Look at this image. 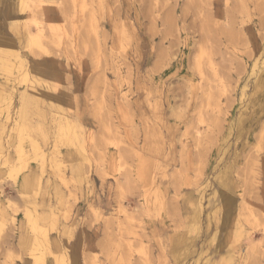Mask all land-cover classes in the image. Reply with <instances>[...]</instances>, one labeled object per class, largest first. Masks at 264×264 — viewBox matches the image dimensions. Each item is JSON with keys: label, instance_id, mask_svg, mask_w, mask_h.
I'll return each mask as SVG.
<instances>
[{"label": "rangeland", "instance_id": "374dc122", "mask_svg": "<svg viewBox=\"0 0 264 264\" xmlns=\"http://www.w3.org/2000/svg\"><path fill=\"white\" fill-rule=\"evenodd\" d=\"M0 34V264L211 263L241 199L263 264L264 0H0Z\"/></svg>", "mask_w": 264, "mask_h": 264}, {"label": "bare ground", "instance_id": "6f19581e", "mask_svg": "<svg viewBox=\"0 0 264 264\" xmlns=\"http://www.w3.org/2000/svg\"><path fill=\"white\" fill-rule=\"evenodd\" d=\"M34 25H36V23H34ZM1 35V34H0ZM27 43H28V48L29 50L32 48H38L39 50H44L41 41L44 38V33L43 31L40 29L37 32H35L34 34L31 33L29 31V33L27 34ZM8 43L7 41L4 42V40L2 39V37H0V68L3 70H8V68H12V64L9 63V61H5L1 56L4 54H8L5 51V45ZM13 53L10 50V55ZM6 57H8L7 55H5ZM15 57V56H14ZM20 59V58H19ZM8 63L10 65H8ZM19 63V62H18ZM19 68H24L25 69V65H18ZM23 69V70H24ZM26 70V69H25ZM24 70V71H25ZM12 72V71H11ZM4 73V72H3ZM9 73V71H8ZM10 74V73H9ZM22 76V75H21ZM24 76H27V71L24 72ZM6 77V76H5ZM8 78V77H7ZM16 128V121H14L13 126H12V130H15ZM262 128V127H261ZM264 131V125L262 128ZM62 131V130H61ZM80 131V130H79ZM261 131V130H260ZM65 138V137H64ZM21 139H18L17 145L14 147V150L16 151L17 154V158L15 161H13L11 164V166H9V170H8V174L7 176H9L11 179L15 180L18 175H20L21 172H23V170H25L28 161L31 160L30 157V153L29 151L23 149L21 147V145L19 144L21 141ZM260 141V139H259ZM30 143V142H29ZM32 147V143L29 144ZM54 154L55 157L54 159L57 158V156L59 155V151H57V148L54 146ZM16 156V155H15ZM55 161V160H54ZM53 161V162H54ZM55 164V162H54ZM60 166H54L58 169V167H61L60 162L58 163ZM8 166V163H7ZM56 170V169H55ZM54 170V171H55ZM58 171V170H57ZM64 172V171H63ZM57 174V173H56ZM57 177H59V175H56ZM91 182V181H90ZM9 203V202H8ZM9 205V204H8ZM198 207V205H197ZM119 210V209H118ZM117 210V211H118ZM121 210V209H120ZM95 210H93L94 212ZM124 211V210H123ZM119 212V211H118ZM199 212V211H198ZM242 212H244L242 214ZM236 213V212H235ZM118 214V213H117ZM210 214V213H209ZM206 215V220L207 217L209 216ZM127 215V214H126ZM212 216V215H211ZM244 216V220H246L247 222H251L254 223L255 222V214L254 211L250 208L249 204L247 202L244 201V199H241V203H240V208L238 210V212L235 215L230 216L227 220H228V227L226 229V231L224 232L223 235V244H221V252L218 254V259L217 261L214 262H208V260L206 259L205 262L207 261V264H247V262L249 261V259L255 260L254 264H262L261 263V258L260 255H254V250H253V236L250 234L249 231L246 230V228L241 224L239 217ZM125 217V216H124ZM128 217V216H127ZM27 218V217H26ZM115 218V217H114ZM211 218V217H210ZM37 218H34L29 216L28 217V222L31 225V222L34 221V224L37 223ZM119 221V220H118ZM117 223V222H116ZM2 221L0 220V226H2ZM37 225V224H36ZM121 226V225H120ZM39 227V226H37ZM119 227V224H118ZM36 229V228H35ZM44 229V228H43ZM40 231V230H39ZM46 231V230H45ZM36 232V230H35ZM42 232V231H41ZM40 233V232H38ZM43 233V232H42ZM37 234V233H36ZM213 237V236H212ZM37 238V237H36ZM36 238L33 239V245H32V249H34L35 251L37 250V246L38 243ZM246 241L247 246L245 248H243L242 246V242ZM40 242V241H38ZM35 244V246H34ZM256 244V243H255ZM40 245V244H39ZM43 245V244H42ZM41 246V245H40ZM220 246V245H219ZM39 248V246H38ZM220 248V247H218ZM31 249V250H32ZM46 249V248H45ZM44 249V250H45ZM34 251V252H35ZM141 251V250H140ZM44 252V251H43ZM112 257V255H111ZM123 257V256H122ZM34 258V264H40V262L43 261V257L42 254L41 255H33ZM212 259V258H211ZM115 261V260H114ZM119 261V259L117 260ZM122 261V260H121ZM62 263V262H61ZM264 264V262H263Z\"/></svg>", "mask_w": 264, "mask_h": 264}, {"label": "crops", "instance_id": "0c3cea01", "mask_svg": "<svg viewBox=\"0 0 264 264\" xmlns=\"http://www.w3.org/2000/svg\"><path fill=\"white\" fill-rule=\"evenodd\" d=\"M1 89V88H0ZM3 99H5V97H3L2 96V94L0 95V101H2ZM23 123V122H22ZM17 143V142H16ZM16 143H15V146H16ZM14 146V147H15ZM5 157H6V159H5V161L7 162V163H12L13 161H11V159H9L6 155H5ZM28 183H29V180H28V178H23V180H22V183H21V188H20V186H19V188H20V190H22L23 192H25L26 190H27V188H28ZM25 194L24 193H22L21 194V196H24ZM198 205V204H197ZM197 205L195 204V212L193 213V215H192V221L193 222H195V223H197L198 222V219H199V212L198 211H200V205H198V207H197ZM0 212H1V214H0V220L3 222L4 221V219L1 217V216H4V210H1L0 209ZM220 220V219H219ZM214 235H215V233H214ZM176 250V248L174 247L173 248V251H175Z\"/></svg>", "mask_w": 264, "mask_h": 264}]
</instances>
